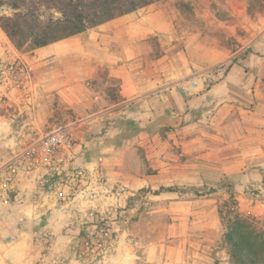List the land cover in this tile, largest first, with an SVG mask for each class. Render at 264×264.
Instances as JSON below:
<instances>
[{"label":"crops","instance_id":"crops-1","mask_svg":"<svg viewBox=\"0 0 264 264\" xmlns=\"http://www.w3.org/2000/svg\"><path fill=\"white\" fill-rule=\"evenodd\" d=\"M260 3L253 10L251 0H159L79 33V48L59 42L35 50L33 58L37 60L60 61L67 55H79L80 70L87 68L89 59L94 60L95 66L105 67L107 77L117 83L112 94L105 88L102 95L85 98L94 110L80 118L79 126L86 138L94 133L99 145L90 151L86 146L91 141L87 140L84 148L75 149V163L89 169L100 165L106 182L96 187L100 198L89 201L84 185L73 193L72 179L68 188H43L39 169L34 178L20 179L18 199L11 206H0V264H8L9 249L27 244L35 249L38 264H82L70 250L73 239L83 231L82 225L89 221V211L118 208L128 219L136 210L127 202L130 197L136 200L143 188L181 187L185 179L192 182L189 185H200L197 159L191 165L182 159L185 153L199 155L203 139H207L211 154L264 156V104L257 96L264 80V0ZM234 57H239L238 63L227 69L222 79L182 93L185 78L212 76L217 66H228ZM36 83L35 111L30 120L35 139L58 127L53 125L54 105L48 104L47 97L66 86L65 81L52 78L41 89ZM249 103L255 107L248 113L244 109ZM12 138L16 139L15 135ZM172 138L181 146L175 154L167 147L153 150L149 145L150 139ZM186 138L190 139L189 152L183 150ZM245 159L233 160L232 168L239 173L230 179L236 185L247 178ZM167 197L161 193L156 198L165 203ZM236 200L242 212L241 202L247 199L238 194ZM192 204L186 209L192 215L189 230L182 233L175 229L164 238H151L143 249L132 248L129 254L139 260L134 264H229L225 248L210 249L221 237L214 211L195 210ZM260 206L264 217V203ZM194 236L208 242L211 252L196 249ZM115 249L110 264L123 247Z\"/></svg>","mask_w":264,"mask_h":264},{"label":"rangeland","instance_id":"rangeland-1","mask_svg":"<svg viewBox=\"0 0 264 264\" xmlns=\"http://www.w3.org/2000/svg\"><path fill=\"white\" fill-rule=\"evenodd\" d=\"M157 1L159 0H0V29L8 36L14 48L22 53V60L30 68L32 83L31 89H26V93L31 96L32 104L24 113H19L14 105L0 104V163L11 156L10 152L13 148L27 146L36 140L35 133L31 135L35 130L32 131V124L30 123L35 111V83L39 82L37 87L41 89L40 86L48 83L51 78L54 81L61 83L65 81L66 83V86L63 84L58 88L61 91H55L52 96L47 97L48 104L54 105V113L51 118L54 121L53 125H72L69 130L73 133L76 147L84 148L87 140L91 141L86 146L90 151L99 145L96 143L99 141L94 133L88 134L91 136L86 138V133H83L79 126L80 118L94 110L93 107L89 108L86 105L85 98L92 97L97 93L102 95L101 91L105 88H108L112 94L117 88V83L107 77L105 67L95 66L94 60L90 61L89 59L87 68L82 66V70H80L82 60L79 55H67L65 59L62 58L60 61H48V58L37 60L33 58L35 50L59 42L74 48L76 45L79 48V32L71 34L76 29L83 31L93 29L111 20L123 18L149 5V2ZM260 5V0H251L253 10ZM247 51L242 52L240 56L246 55ZM239 57L230 59L227 69L237 64ZM68 70H71L70 76L67 75ZM189 78L191 77L185 78L184 81L186 82ZM258 89L260 90L257 96L260 102L264 104V80ZM252 94L255 101L256 92L253 91ZM12 95L14 92L10 94V97L13 98ZM254 107L255 103H249L244 110L249 113L253 111ZM44 127L48 128V124H44ZM19 132L21 135H16ZM27 134L29 135L24 138ZM13 135L16 139L12 138ZM189 140V138L183 140V150H188V152L191 150ZM176 141L175 138L168 140L150 139L149 145L152 146L153 150L167 147L170 154H175L176 150L181 149ZM206 144H208L207 139H203L202 144H200L201 153L199 155L185 153L182 159L185 165H191L197 159L201 168L200 185H189L192 182L185 179L186 183L181 187L154 186L143 188L140 189L142 194L137 192V195L141 196L136 195L134 197L136 200H131L133 198L130 197L127 202L136 210L135 215L130 213L129 218L125 219L122 214L120 215L118 208L111 211L107 215V221L113 236V248L106 256V261H104L106 258L92 261L90 259L92 255L88 256L87 260L79 259V253L84 250L85 242L95 233V227L98 225L96 216L93 218L88 216L89 221L82 225L83 231L76 235L71 244L70 251L75 253L74 260L81 261L82 264H110V257L116 253L114 248L120 246L123 247V250L119 251V256L111 264H134L138 259L129 254L132 248L135 251L143 249L142 245L151 238H164L166 234H172L175 229H179V232L182 233L189 230L192 215H189L186 209L193 202L192 206L195 210L212 209L215 218L218 219L221 237L217 242L210 244V249L222 251L221 249L225 248L227 250L224 241L228 231L227 226L233 220L234 214H237L246 218L251 228L259 234L260 237L256 239L255 245L260 251L259 264H264V217L261 214L263 207L260 206L264 203V156H243L231 153L211 154ZM140 150L144 152L146 148H140ZM244 157L247 162L245 167H248L247 178L236 185L230 178L235 177L239 172L232 168V163L234 159L239 158L243 161ZM259 159H261V164ZM96 187L94 184L88 185L89 201H96L100 198ZM108 191H111V188H108ZM161 193L168 196L165 203L156 198ZM238 194L247 199V202H241L243 204L242 212L239 211L241 207L236 200ZM180 196L183 198L179 199ZM176 201L179 204H176ZM93 206L95 205L93 204ZM95 211L97 210L89 212ZM193 239L196 240L194 244L196 249L200 247V250L204 249L211 252L207 248L208 242H203L201 237L194 236ZM187 247L193 248V246ZM189 255L191 254L189 253ZM2 258L0 252V261ZM228 261L229 264H233L230 258ZM8 264H38L35 261V249L29 244L21 249H9Z\"/></svg>","mask_w":264,"mask_h":264},{"label":"built area","instance_id":"built-area-1","mask_svg":"<svg viewBox=\"0 0 264 264\" xmlns=\"http://www.w3.org/2000/svg\"><path fill=\"white\" fill-rule=\"evenodd\" d=\"M226 72L227 66L221 64L214 69L212 76L189 78L180 86L181 91L189 94L190 90H196L201 83L219 81ZM31 84L30 68L25 65L8 36L0 29V104L14 105L19 113H24L32 104L31 96L26 93V89H31ZM11 92H14L13 98L10 97ZM76 148L73 133L66 126H58L27 146L18 147L12 157L0 166V206H11L18 199L20 179L34 178L38 169L43 188H68L71 179L74 193L82 185L86 188L92 184L103 187L106 179L102 167L99 165L89 169L77 165ZM109 213L97 210L87 214L91 218L96 216L98 225L95 233L85 242L79 259L87 260L90 255L92 261L105 259L113 248V236L107 221Z\"/></svg>","mask_w":264,"mask_h":264},{"label":"trees","instance_id":"trees-1","mask_svg":"<svg viewBox=\"0 0 264 264\" xmlns=\"http://www.w3.org/2000/svg\"><path fill=\"white\" fill-rule=\"evenodd\" d=\"M82 31L76 29L71 34L81 33ZM227 230L224 241L233 264H259L260 251L257 250L255 243L260 236L251 228L249 221L234 214Z\"/></svg>","mask_w":264,"mask_h":264}]
</instances>
